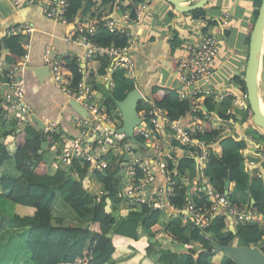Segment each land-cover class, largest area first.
I'll return each mask as SVG.
<instances>
[{
  "label": "trees",
  "instance_id": "1",
  "mask_svg": "<svg viewBox=\"0 0 264 264\" xmlns=\"http://www.w3.org/2000/svg\"><path fill=\"white\" fill-rule=\"evenodd\" d=\"M68 1L70 3L68 16L81 17L90 13L96 5L109 7L112 11L114 0ZM143 2V0H123L120 4V12L128 13L131 18H135L139 5ZM168 5L174 10L172 5ZM258 9L259 4L253 12V22L248 27L247 44ZM188 15L194 21L202 20L205 10L198 9ZM172 16L171 13L170 17ZM214 25L216 23H206L203 32H207L208 28ZM94 40L104 46L124 47L128 38L118 32H110L107 28L99 27ZM21 42L22 37L19 35L5 37L0 42V49L3 47L8 52L6 63L9 67L19 64L24 55ZM179 42L180 40L175 36L170 44L172 47H177ZM97 60L100 61L103 69L108 67L107 60L102 58ZM174 67L176 68V64ZM60 69L70 87L83 79L75 59L69 57L60 59ZM98 74L105 73L101 70L91 76L94 78ZM125 78V74L121 71L111 74L113 86L100 105L111 120V112L117 108L114 101H122L133 89L130 79ZM233 82L246 92L243 79L234 77ZM198 100H202V108L197 113V117L204 121V127L195 137L217 144L214 149L209 150L206 168L203 171L204 178L220 193L225 192V184L228 180L234 191V194L232 193L234 198L228 193L233 205H248L256 213H263V186L262 189L252 188V184L254 181L262 183L264 180L259 179L255 174L249 183L248 173L244 167V160L247 157L244 152L249 143L234 135L228 136L222 133L223 126L230 122L235 123L236 117L224 115L210 97ZM149 101L154 109L165 111L170 121L180 120L192 109L188 101L180 100L177 91L158 86L152 88ZM141 107L142 101L138 103L137 111H140ZM244 111L250 119L249 107L247 106ZM1 121L4 119L0 107ZM9 127L10 129L0 136V170L11 162L16 176L10 177L7 174L2 177L0 190L5 193L7 200L16 206V211L11 217V221L14 222L12 223L25 227L28 232L26 251L30 255V264H109L131 249L136 255L131 260L125 261V264H181L182 258L185 259L183 264H234V261L224 256L222 252L213 255V241L210 239L222 246L259 248L264 245V229L257 225H238L232 233L225 219L219 216L212 219L210 226L203 233L193 228L190 220L186 223L169 220L160 225L162 214L146 206L135 210L124 208L120 211L117 221L114 217L115 206L120 204L121 200L115 196L119 189V179L113 172L95 173L94 184L90 189L87 165L73 164L80 174L79 180L71 179L68 173L60 168L50 174L48 163L44 158L45 150L56 144L60 137L43 133L34 134L30 125L26 130H19L15 121H11ZM136 139L141 141L139 137ZM43 144H47L44 150ZM176 147V162L168 163V170L174 181L173 195L169 201L175 207L184 209L187 199L190 198L195 209L206 211L210 205L205 192L200 190L189 193L188 186H184L180 180L188 169L195 166V161L183 154L182 146ZM255 155L264 156V144L257 147ZM94 187L99 188L103 193L96 195ZM241 195L251 198L253 204L250 202L243 204L236 200ZM62 203L67 205L70 212L75 215V219L83 224L82 228L64 223V218L68 219L70 213L66 209L59 211ZM55 210L60 217L52 214ZM0 213L2 214L1 211ZM186 231L189 235L185 234ZM159 232L170 242L182 245L185 251L175 253L168 250L161 253L157 261L153 260L157 242L152 243L146 235L155 237ZM261 252L264 255V248ZM4 260L6 258L2 259Z\"/></svg>",
  "mask_w": 264,
  "mask_h": 264
},
{
  "label": "built area",
  "instance_id": "2",
  "mask_svg": "<svg viewBox=\"0 0 264 264\" xmlns=\"http://www.w3.org/2000/svg\"><path fill=\"white\" fill-rule=\"evenodd\" d=\"M122 1H113L112 12L121 11ZM143 1L139 5L135 18H131L128 13H122L126 23H136L143 18L149 3L148 0ZM14 6H37L46 18L65 26L70 25L71 30L65 37V41L80 45L85 51L86 59L107 60L108 84L111 87L113 72L121 71L129 78L132 75L134 61L129 55V33L126 28L117 26L113 20L99 17L94 21H88L80 19V16H68L70 8L68 0H16ZM223 16L225 19L228 18L225 14ZM99 27L125 35L128 38L127 45L114 47L98 44L94 39ZM32 32V27L19 25L10 30V36H24L21 44L23 57L29 50L28 37ZM218 55L217 37L206 33L197 42L186 43L182 54L176 57L175 73L181 84L177 93L180 100L188 101L192 105V109L186 116L178 121H170L163 110L143 106L138 111L140 126L135 129L134 136L139 137L140 142L146 146V151L150 153L148 158L137 145L129 144L123 135L109 130L108 127H117L106 115L104 108L100 107L102 102L96 100V93L90 82L81 79L73 87L67 84L60 69V58L55 57L51 47L46 45L43 49L42 62L48 67L51 80L63 95L81 105L91 117V119L79 117L73 119L72 123L77 129V133L73 135L59 133L60 127L57 123L44 126L42 130L44 135L60 137L58 142L49 148L54 164H58V168L68 173L73 180L80 179V174L73 164L87 165L89 189L94 184L95 173L113 172L119 179V189L115 196L121 200L120 203L124 202L125 205L135 209L146 206L165 215L168 221L180 220L186 223L190 220L191 226L200 230L201 233L210 226L212 219L216 216L223 217L227 227L233 230L238 225H257L264 229V212L256 213L248 205H233L228 198V193H220L214 189L203 175L209 150L214 149L217 144L195 137L204 127V121L197 117V113L202 108V100L198 99L212 98L226 116L236 117V109H246L248 106L246 92L240 91L238 95H235L230 89H218L213 86V69ZM21 73L22 65L19 63L9 67L5 74H0L2 79L0 86L4 87L3 93L0 94V107L2 117L8 125L11 121H15L17 126L33 123L29 107L24 100L25 83ZM185 117L188 118L187 124L182 121ZM235 125H238L237 119L235 123L230 122L224 125L223 135L236 136ZM177 145L184 148L183 154L194 160L195 166L202 172L205 182L200 185L186 176L180 180L184 186H188L189 193H191L190 184L195 185L194 191L205 192L210 205L206 211L195 209L190 198L187 199L184 209L175 207L169 201L173 195L174 181L168 170V163L176 162ZM256 166L255 161L245 158L244 167L247 173L254 171L252 167ZM158 175L164 179L161 185H156ZM256 176L264 180L263 172L257 171ZM94 191L96 195L103 193L99 188H95ZM131 207L127 208L133 209Z\"/></svg>",
  "mask_w": 264,
  "mask_h": 264
},
{
  "label": "crops",
  "instance_id": "3",
  "mask_svg": "<svg viewBox=\"0 0 264 264\" xmlns=\"http://www.w3.org/2000/svg\"><path fill=\"white\" fill-rule=\"evenodd\" d=\"M16 0H0V42L3 38L10 36V30L14 26H28L33 28V32L28 37L29 50L26 56L21 58L22 78L25 83V103L29 107L31 115H35L39 121L46 126L49 123H57L59 133L73 135L77 133L74 128L73 119L77 116L69 107V100L63 95L57 86L53 83L49 71L42 62L43 49L46 45L51 47L55 57L60 59L69 57L75 59L80 68L82 78L90 82L96 93V100L103 102L110 93L111 86L109 81V68H102L99 60L96 58L86 59L85 51L80 45L67 43L65 37L71 30V26H65L46 18L37 6H14ZM21 1V0H19ZM262 0H209L203 8L205 10L204 19L194 21L188 15L176 14L174 10L164 0H148L147 9L143 18L136 23H126L122 18L120 11H110L109 7L94 6L90 13L80 17L82 20L94 21L100 18L113 20L117 26L127 29L130 38L129 55L134 61V70L130 76V83L133 89H137L142 95V107L153 108L149 100L152 88L158 86L162 88L178 91L181 84L177 80L175 67L176 57L181 55L183 47L186 43L197 42L204 34L210 33L217 37L219 43V55L216 59L212 83L218 89H230L235 95L242 91L241 88L233 82L234 77L244 78L245 65L248 56L247 35L248 27L253 22V12L260 6ZM196 2V1H195ZM173 14L170 17V14ZM100 14V15H99ZM227 15L225 19L223 15ZM171 20L170 24H167ZM206 23H216L209 27L207 32H203ZM235 35V37H234ZM177 36L180 40L179 46L172 47L170 42ZM22 42L24 36L22 35ZM224 38L230 40L233 37V48H229L226 52L227 57L221 59L225 54L227 46L220 47V42ZM164 44L166 49H160L158 42ZM21 42V44H22ZM164 47V48H165ZM234 53V54H233ZM262 54V52H261ZM8 52L1 47L0 49V74H5L9 68L6 63ZM83 56V57H82ZM79 57V58H78ZM103 70L104 75L98 74L94 78L91 76ZM50 77V78H49ZM217 77V81L213 78ZM2 79L0 78V81ZM227 80V86L224 81ZM259 91L261 101L264 104V76L262 78V55L260 60L258 75ZM4 87L0 86V94L3 93ZM243 92V91H242ZM121 118V117H120ZM187 124L188 118L183 120ZM248 124L238 125L236 128V137L244 139L249 143L244 154L247 155L249 161H255L257 166L254 171L248 173L249 183L255 175L256 171L264 173V156H256L255 151L259 145L264 144V135L253 133V137L246 133L245 128ZM30 127L33 128L34 134H41L42 130L33 122ZM44 128V127H43ZM10 129L6 121L0 122V136ZM47 147V144H46ZM45 148H43L44 150ZM45 155L52 158L49 148L45 150ZM45 158V156H44ZM45 161L47 162L46 158ZM48 163V162H47ZM6 168H12L9 171L10 177L16 175L10 174L14 171L11 164H6L0 170V179L6 176ZM201 171L196 166L187 170L185 176L189 177L198 185L205 182L202 178ZM193 182V183H194ZM256 181H254L255 183ZM164 183L161 175L156 178V185ZM253 183V184H254ZM252 184V188L253 187ZM264 188V181L260 184ZM190 191H194L195 185L190 184ZM232 186L229 184V189ZM229 193V192H228ZM236 196V195H235ZM245 196V195H244ZM0 198H6L5 193L0 190ZM236 200L243 204L253 200L248 196H238ZM62 205V204H60ZM244 206V205H243ZM167 217L162 215L160 225L167 222ZM156 235L157 246L161 247ZM172 243V242H171ZM177 245L182 248V245ZM184 248V247H183ZM183 250V249H180ZM179 253V251H177ZM159 256V255H157ZM158 258V257H157Z\"/></svg>",
  "mask_w": 264,
  "mask_h": 264
},
{
  "label": "water",
  "instance_id": "4",
  "mask_svg": "<svg viewBox=\"0 0 264 264\" xmlns=\"http://www.w3.org/2000/svg\"><path fill=\"white\" fill-rule=\"evenodd\" d=\"M167 4L173 6L176 14L185 15L192 11L203 9L209 0H164ZM196 1V2H194ZM264 41V0L258 9V14L250 32L248 43V56L244 72V84L247 93V104L251 112V124L254 127L264 131V116L261 113V106H263L260 97L258 75L261 60V51ZM48 70V67L46 66ZM49 71V70H48ZM142 95L137 89H132L128 92L122 101H114L115 106L121 113V127H108L110 131L121 134L127 139L129 144H135L148 158L150 153L146 151V146L138 141L134 132L140 126V118L138 116L137 106L142 101ZM69 107L71 111L79 118L91 119L90 114L81 105L74 100H69ZM264 107V106H263ZM32 121L43 130L44 125L39 119L32 114ZM152 163V162H151ZM229 176V175H228ZM229 181L225 184V194L228 193ZM229 230L234 233L233 228ZM213 241V255L222 252L224 256L234 261V264H264V255L261 250L264 245L259 248L256 247H234L232 245L222 246L214 240Z\"/></svg>",
  "mask_w": 264,
  "mask_h": 264
},
{
  "label": "rangeland",
  "instance_id": "5",
  "mask_svg": "<svg viewBox=\"0 0 264 264\" xmlns=\"http://www.w3.org/2000/svg\"><path fill=\"white\" fill-rule=\"evenodd\" d=\"M195 2V1H194ZM171 20H168L167 24H170ZM235 37V35H234ZM224 41H221L220 43V47H224L227 46V50L225 51V54H223L220 58L224 59L227 57V51L228 49L231 47L233 48V37L227 41L226 38H224ZM158 44H160V41L158 42ZM160 49H166L164 44H160L158 46ZM165 47V48H164ZM262 78L264 76V41H263V47H262ZM234 54V53H233ZM126 78L128 80V76L125 75ZM217 77L213 78V81H217ZM224 84L227 86V80L224 81ZM145 99L149 100V97H146ZM263 104V101H261ZM264 106V104H263ZM262 106V107H263ZM264 108V107H263ZM245 109H236V119H237V124L238 125H242V124H248L247 127L245 128V131L247 134H249L251 137H253V133H258V134H263L264 135V131L260 130L257 127H254L251 124V118L248 119V114L246 111H244ZM120 117H121V113L118 110V108H115L112 110L111 112V118L113 120V124L118 128L121 127V123L120 122ZM118 122V123H117ZM116 123V124H115ZM238 125H235L236 128H239ZM19 128V130H26L28 125H18L17 126ZM10 140V138H9ZM46 147V144H43V148ZM138 153V151H137ZM45 158L48 162V170L50 174H53L57 168L59 167L58 164H54V161L52 160V158L48 155H45ZM13 165V163H8ZM14 169V168H13ZM12 168H6L5 174H8L9 171H11ZM10 174H14L16 175V172L13 171ZM257 174V171L256 173ZM260 182H255L253 184L254 188H260ZM229 193H230V197L234 198V196L232 195V193L234 194V191H232V189H229ZM243 197H245L243 195ZM116 207V212H115V219L117 221H119V214L120 211L124 208L127 207H131V206H127L125 205V203H120L118 204ZM133 209H135L134 207H131ZM61 209H66L69 210L70 216L68 219L64 218L65 220L64 223L66 225H70L72 227H83V224H81L80 222H78L75 219V215L70 212V209L67 208V205H64L62 203V205L59 206V211ZM129 209V208H128ZM133 209H129V210H133ZM0 211L2 212V214L0 213V264H30V255L27 253L26 251V245H27V240H28V232H26V228L25 227H21L13 224L14 222L11 221V217L14 214V212L16 211V206L9 200H7V198H0ZM55 217H60L57 213L56 210L53 211L52 213ZM64 217V216H61ZM13 222V223H12ZM76 223V224H74ZM80 223V224H79ZM186 235H189V232L186 231L185 233ZM147 237H149L150 241L152 243L155 242L156 240V236L155 237H151V235H146ZM159 242L161 243V247L158 248L156 247V254L153 255L152 259L156 260L157 259V255H160L161 253L165 252V251H173L175 253H178L177 251H179V253L185 251V248H179L177 245L171 243L169 240H167L164 237H158ZM183 249V250H180ZM136 255V252L134 250H129L127 253L121 254L120 258L117 260H114L112 262H110L109 264H125V261L131 260L132 258H134V256ZM6 258V260L2 261V259ZM225 259V258H224ZM158 260V259H157ZM156 260V261H157ZM184 258L181 259V264H183L184 262Z\"/></svg>",
  "mask_w": 264,
  "mask_h": 264
},
{
  "label": "bare ground",
  "instance_id": "6",
  "mask_svg": "<svg viewBox=\"0 0 264 264\" xmlns=\"http://www.w3.org/2000/svg\"><path fill=\"white\" fill-rule=\"evenodd\" d=\"M111 5V4H110ZM80 16V15H79ZM83 57V56H82ZM79 58V57H78ZM50 78V77H49ZM261 113L264 116V108L261 106ZM118 123V122H117ZM116 124V123H115Z\"/></svg>",
  "mask_w": 264,
  "mask_h": 264
}]
</instances>
